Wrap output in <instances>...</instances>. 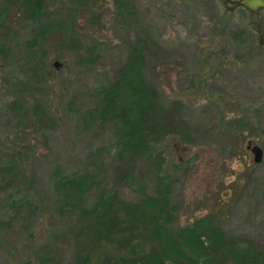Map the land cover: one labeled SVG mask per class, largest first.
Masks as SVG:
<instances>
[{"label":"rangeland","instance_id":"obj_1","mask_svg":"<svg viewBox=\"0 0 264 264\" xmlns=\"http://www.w3.org/2000/svg\"><path fill=\"white\" fill-rule=\"evenodd\" d=\"M136 50L168 113L160 169L99 114ZM143 192L166 195L173 229L201 218L221 229L209 264H264V10L0 0V264H86L96 212L106 201L137 210Z\"/></svg>","mask_w":264,"mask_h":264},{"label":"trees","instance_id":"obj_2","mask_svg":"<svg viewBox=\"0 0 264 264\" xmlns=\"http://www.w3.org/2000/svg\"><path fill=\"white\" fill-rule=\"evenodd\" d=\"M38 7H32L33 14ZM142 57L139 50L133 51L119 78L101 90L99 114L111 118L122 147L141 150L147 159L158 156L160 169L165 156L155 154L169 134L164 130L168 113L154 87L143 80ZM35 102L36 118L41 119L39 99ZM138 198L137 210L106 201L103 210L96 212L82 236L86 264H197L202 255L205 264L213 261L211 256L218 252L222 240L220 228L207 221L204 225L201 218L191 226L173 229L162 216L166 195L154 198L141 193ZM96 251L94 259H88Z\"/></svg>","mask_w":264,"mask_h":264},{"label":"water","instance_id":"obj_3","mask_svg":"<svg viewBox=\"0 0 264 264\" xmlns=\"http://www.w3.org/2000/svg\"><path fill=\"white\" fill-rule=\"evenodd\" d=\"M222 6L231 11L237 7L245 9L249 14H254L257 11L264 10V0H218ZM253 154V161L259 163L262 159V149L253 145L247 146Z\"/></svg>","mask_w":264,"mask_h":264}]
</instances>
